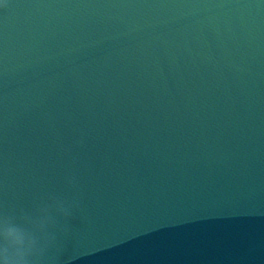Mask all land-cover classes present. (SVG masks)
<instances>
[{"label":"water","instance_id":"water-1","mask_svg":"<svg viewBox=\"0 0 264 264\" xmlns=\"http://www.w3.org/2000/svg\"><path fill=\"white\" fill-rule=\"evenodd\" d=\"M0 231L39 264H264V0H6Z\"/></svg>","mask_w":264,"mask_h":264},{"label":"clouds","instance_id":"clouds-1","mask_svg":"<svg viewBox=\"0 0 264 264\" xmlns=\"http://www.w3.org/2000/svg\"><path fill=\"white\" fill-rule=\"evenodd\" d=\"M0 0V7H6ZM43 247L24 227H8L0 231V264H39Z\"/></svg>","mask_w":264,"mask_h":264}]
</instances>
